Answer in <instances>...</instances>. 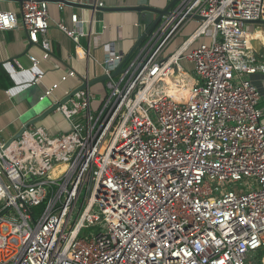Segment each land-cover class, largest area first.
<instances>
[{
  "label": "built area",
  "instance_id": "built-area-1",
  "mask_svg": "<svg viewBox=\"0 0 264 264\" xmlns=\"http://www.w3.org/2000/svg\"><path fill=\"white\" fill-rule=\"evenodd\" d=\"M49 2L21 0L20 17L0 9V29L21 18L38 42ZM194 16L197 28L166 54ZM258 20L264 0H179L122 73L107 69L95 108L85 89L57 109L69 131L33 124L0 140V264H264V122L250 79L264 63L247 30ZM72 21L57 26L79 45L88 20ZM176 68L189 84L183 101L163 88Z\"/></svg>",
  "mask_w": 264,
  "mask_h": 264
},
{
  "label": "crops",
  "instance_id": "crops-1",
  "mask_svg": "<svg viewBox=\"0 0 264 264\" xmlns=\"http://www.w3.org/2000/svg\"><path fill=\"white\" fill-rule=\"evenodd\" d=\"M174 1L50 0L48 12L51 25L45 33L39 35L38 42L29 39L21 18L15 28L0 29V140L11 138L30 119L43 113L48 106L64 99L68 93L80 86L84 79L91 80L108 75V68L112 73L123 62V67H128L149 43L155 30L154 28L150 31L141 39L140 46H137L138 38L145 35L151 19L155 17L147 10H142L141 14L137 7L165 9ZM60 2L63 3L62 6ZM178 2L179 0L176 4ZM100 3L103 6H99ZM20 6L19 1L0 0V9L12 10L19 17ZM75 12L88 20L84 24L88 34L80 39L79 45L57 26L58 22H64L67 27L72 28L74 26L72 15ZM198 24L195 18L188 20L168 44L166 54L178 49ZM247 30L258 58L264 63V23L250 22ZM213 32L214 30L211 29L207 36L196 41L192 49L200 42H211ZM44 41L50 45V55L46 58L43 57ZM32 55L40 59V64L36 67L30 59ZM117 55H122L123 59L111 66L105 63L107 59ZM182 65L183 68L189 69V74L193 75L191 62L184 61ZM71 71H74L75 75L63 80V77ZM34 72L43 73L42 79L37 83L34 82ZM250 79L261 96L259 105L263 109L264 122V72L251 74ZM107 81L108 79L99 81L89 88L95 96L92 108L99 104L105 94ZM168 81V85L175 86L176 81L172 79ZM54 83H58L59 87L49 97L42 99L44 90ZM186 85L189 87L187 82ZM37 125L44 127L51 134L67 132L70 129L69 123L58 110L47 115Z\"/></svg>",
  "mask_w": 264,
  "mask_h": 264
},
{
  "label": "water",
  "instance_id": "water-1",
  "mask_svg": "<svg viewBox=\"0 0 264 264\" xmlns=\"http://www.w3.org/2000/svg\"><path fill=\"white\" fill-rule=\"evenodd\" d=\"M5 1H13V0H5ZM15 1L21 2V0H15ZM177 1L178 0H175L172 4L167 6L165 9H159V8H154V7H142V6L137 7V10L140 12L142 10H147V11H149L155 15V17H153L151 19L150 26H149L147 32L145 33V35H142L138 38L137 46H140L141 39H143L148 33H150V31H152L154 28H156V26H158V24H160V22L162 21V19L165 15H170L172 13V7L176 4ZM141 14H142V12H141ZM194 18H201V17H199V16L195 17L194 16ZM256 22L264 23V20H258ZM123 64H124V62L115 71H113L111 73V77H115L124 71L125 68L123 67ZM177 75H178V71L176 68L175 74L172 76V79H175L177 77ZM109 77H110L109 75H102L100 77H96V78L91 79V80L84 79L83 83L80 86H78L77 88L72 90L70 93H68L66 95V97L64 99H62L60 102L54 103V104L48 106L45 109V111H43V113H41L40 115H37V116L33 117L32 119H30V121H28L17 133H15V135H13L11 138L8 139L6 145L10 144L13 140L18 138L29 125L39 123L47 115L56 111L61 105L65 104L76 92H78L80 90L89 89L95 83H97L99 81H105V80L109 79ZM43 103H44V101H43Z\"/></svg>",
  "mask_w": 264,
  "mask_h": 264
},
{
  "label": "trees",
  "instance_id": "trees-1",
  "mask_svg": "<svg viewBox=\"0 0 264 264\" xmlns=\"http://www.w3.org/2000/svg\"><path fill=\"white\" fill-rule=\"evenodd\" d=\"M185 84L186 83L184 81L176 82L171 91V96L178 100L184 99L186 93L188 92V87Z\"/></svg>",
  "mask_w": 264,
  "mask_h": 264
},
{
  "label": "rangeland",
  "instance_id": "rangeland-1",
  "mask_svg": "<svg viewBox=\"0 0 264 264\" xmlns=\"http://www.w3.org/2000/svg\"><path fill=\"white\" fill-rule=\"evenodd\" d=\"M186 69V68H185ZM187 70V72H190L189 71V69H186ZM172 80H174V81H176V82H178V81H184L185 83H186V81H185V79H180V77H177V78H175V79H172ZM169 81H168V79L163 83V87L168 83ZM186 85V84H185ZM186 86H188V85H186ZM187 88V87H186ZM189 88V87H188ZM187 94V93H186ZM63 169L62 168H60V171H62ZM59 171V172H60ZM257 257L259 258V260H260V262L262 263H264V250H261L259 253H258V255H257Z\"/></svg>",
  "mask_w": 264,
  "mask_h": 264
},
{
  "label": "bare ground",
  "instance_id": "bare-ground-1",
  "mask_svg": "<svg viewBox=\"0 0 264 264\" xmlns=\"http://www.w3.org/2000/svg\"><path fill=\"white\" fill-rule=\"evenodd\" d=\"M180 78H182V79H184L183 77H180ZM170 84V83H169ZM167 92H168V94H169V96H171V91H172V89H173V86L170 84V85H168V84H166L164 87H163ZM188 91H189V89H188ZM188 93V92H187ZM187 95V94H186ZM186 95H185V97H186ZM172 97V96H171ZM185 97H184V99H185ZM174 98V97H173ZM175 99V98H174ZM184 99H182V100H180V101H183ZM175 100H178V99H175Z\"/></svg>",
  "mask_w": 264,
  "mask_h": 264
}]
</instances>
